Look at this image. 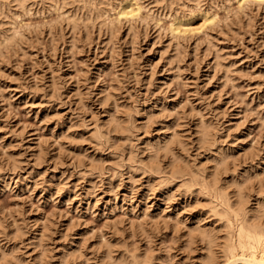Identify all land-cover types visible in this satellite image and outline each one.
Segmentation results:
<instances>
[{"label": "rangeland", "instance_id": "obj_1", "mask_svg": "<svg viewBox=\"0 0 264 264\" xmlns=\"http://www.w3.org/2000/svg\"><path fill=\"white\" fill-rule=\"evenodd\" d=\"M0 47V264H202L211 190L264 203V0H0Z\"/></svg>", "mask_w": 264, "mask_h": 264}, {"label": "bare ground", "instance_id": "obj_2", "mask_svg": "<svg viewBox=\"0 0 264 264\" xmlns=\"http://www.w3.org/2000/svg\"><path fill=\"white\" fill-rule=\"evenodd\" d=\"M246 1H248V0H245V3H246ZM131 11L133 12V9H131L128 12H131ZM212 22H213V20L211 21V23ZM13 37L11 39H13ZM6 45L7 44H5V46ZM119 120L120 119H118V121ZM124 121L126 122L125 119H124ZM124 121L119 123L121 126H119V127L117 126L118 129L121 127L122 128L125 127L126 129H128L127 127H129V126H127V127L124 126V125H126V123ZM208 123L204 120L201 123H199L200 126H198L199 127L198 130L200 132L199 136H200V138H202L201 141L204 140L205 142L206 141L210 142V139L212 140V137L210 138V136H211L212 131L214 130L213 129L214 126L212 125V127H211L210 126L211 124H208ZM117 127L114 126L115 129ZM125 128H124V131H125ZM122 133H124V132H122ZM177 136L179 137V135H177ZM178 141H180V140L178 139ZM182 142H181V144H182ZM166 143H168V142H166ZM166 143H165L166 147L165 146H162V147H165L167 152L172 151L173 150V147H172L173 143L171 144L170 141L168 144H166ZM206 143H208V142H206ZM158 151H159V149H158ZM174 152H173V154H174ZM164 153H166V152H164ZM179 156H181V155H179ZM174 157L176 158V160L178 159V157L176 155ZM181 158H182V156H181ZM176 160H174V161H176ZM183 161H184V159H183ZM187 163H189V162H187ZM178 165H180V164H178ZM182 165H183V167H182L183 169L178 166V169H176V170L178 171L181 169L180 172L183 174L185 173V175H186L185 170H186V168H188L190 166H188L189 164L186 165L187 167L184 166L185 162ZM192 174H196V173H192ZM185 175H183V176H185ZM188 175H190V174H188ZM196 175L198 176V174H196ZM214 175L212 177H214ZM212 180H211V182H212ZM214 180H215V178H214ZM216 182H217V180H216ZM216 182L214 181V183H216ZM203 183H202V185H203ZM205 183H204V185L206 186L208 184V182H207V184H205ZM236 184H237V188H235V190H236L235 194L237 195L236 200H231V195L229 196V193H228L229 191L227 193H225V191L222 192V190H218V189L217 190H215V189L211 190V192L215 191V192H213L215 194L214 195L215 198L213 200V202H214L213 203L214 204L213 210H215V208H216V212H217L218 205H221V206L224 205L222 207V208H224V211L219 210L220 212H218V214H220V216H222L224 218V220H226V222H225L226 227H228L229 230L227 232V235H225L223 233L224 234V237L222 236L223 238H221L220 235H218L217 233H214L212 231L211 232H209V230L202 231V234H201L202 236L201 235L200 236H201V238L204 239V241L206 242V246H207V248H206L207 252L202 257V261H201L202 264H264V203L261 204L262 202L261 203L259 202L257 208H254V209L252 208L253 211H249L250 209L248 210V208H247L248 205L246 206L247 198H245L246 196L244 197V195H243V193H245V191H243V190H245L244 189L245 186H243L242 184H241L242 186H240L238 183H236ZM215 185H217V184H215ZM215 185L213 184V186H215ZM209 186L210 185L208 184L206 188L210 189ZM192 187H193V185H192ZM192 187H190V188L192 189ZM208 192H210V191H207V193ZM245 200H246V202H245ZM209 203H211V202H209ZM209 205L212 206V204H209ZM213 212H215V211H213ZM226 230H225V232H226ZM108 246H110V245H108ZM110 248L111 247H109V249ZM3 252H5V251H3ZM125 252H127V251H125ZM128 252H130V251L128 250ZM107 253H109V252H107ZM148 253L149 252H147V254L142 255L139 253L136 254V253L130 252L128 254V256H125L123 259L121 257L120 259H122V260L121 261L119 260L120 263L118 262L117 264H153L154 258L152 256L151 257L149 256L152 253L151 252H150L151 254H148ZM2 254L5 255L6 252L2 253ZM118 257H120V256H118ZM111 258H113V257L111 256ZM152 258H153V260H152ZM112 262H114V261H112Z\"/></svg>", "mask_w": 264, "mask_h": 264}]
</instances>
